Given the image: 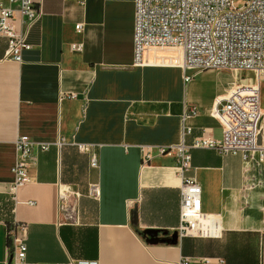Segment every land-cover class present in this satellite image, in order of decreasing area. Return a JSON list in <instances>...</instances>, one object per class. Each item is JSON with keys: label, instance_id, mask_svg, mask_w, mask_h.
I'll return each instance as SVG.
<instances>
[{"label": "crops", "instance_id": "0c3cea01", "mask_svg": "<svg viewBox=\"0 0 264 264\" xmlns=\"http://www.w3.org/2000/svg\"><path fill=\"white\" fill-rule=\"evenodd\" d=\"M35 2L37 20L24 27L15 14L11 22L29 44L19 61L4 58L0 36V264L10 253L5 232L11 221L26 246L23 262L15 264H175L180 256L188 264H264V161L256 152L242 158L188 147L184 175L200 186V210L217 217L213 236L149 245L135 232L177 226L180 178L172 154L159 148L219 139L215 110L236 76L222 69L132 66V0ZM71 43L82 47L71 50ZM183 73L191 76L187 82ZM259 104L256 141L264 148V77ZM188 106L196 113L188 114ZM183 126L189 133L181 136ZM20 135L48 147L30 150L28 182L11 190ZM78 144L95 154L96 167ZM58 185L78 193L67 208L58 207Z\"/></svg>", "mask_w": 264, "mask_h": 264}, {"label": "built area", "instance_id": "2783aa9c", "mask_svg": "<svg viewBox=\"0 0 264 264\" xmlns=\"http://www.w3.org/2000/svg\"><path fill=\"white\" fill-rule=\"evenodd\" d=\"M132 66L173 65L182 71L192 69H244L253 71L255 81L238 82L227 95L218 100L215 114L220 124V138L197 137L188 146L182 141L160 153L172 154L176 172L180 178L177 208L178 224L174 228L178 237L213 236L217 231V217L200 210V186L184 175L188 169L190 155L188 147L210 148L219 154H239L245 158L256 152L257 160L264 161V148L257 141V124L261 117L259 104V80L264 77V0H132ZM15 14L19 22L29 26L38 19L41 9L35 0H7L0 4V36L5 38L4 58L20 60V51L29 48L24 33H18L12 26ZM80 23L74 24L79 32ZM81 43H71V50H80ZM183 81L190 75L183 73ZM221 102V104H220ZM187 113H196L194 106L187 107ZM189 133L182 127L181 136ZM47 143L32 141L25 135L14 141L15 160L11 166L10 189L28 182L26 168L32 148L46 150ZM77 149L88 152V164L96 167V156L84 144ZM141 150L142 162L149 158ZM70 196L78 193L58 185L56 200L58 207L67 208ZM27 204H32L27 201ZM16 222L6 227L5 238L10 245L7 264L23 262L26 246L22 236H15ZM21 229L24 227L20 226ZM203 264H224L223 260L213 263L208 259ZM70 264H98L95 259H76ZM175 264H188L180 256Z\"/></svg>", "mask_w": 264, "mask_h": 264}, {"label": "water", "instance_id": "95a60500", "mask_svg": "<svg viewBox=\"0 0 264 264\" xmlns=\"http://www.w3.org/2000/svg\"><path fill=\"white\" fill-rule=\"evenodd\" d=\"M131 211L135 213V208H133ZM135 232L144 241V243L149 245L152 244L173 245L176 243L178 239V234L175 229L169 232L166 229L143 228V229H135Z\"/></svg>", "mask_w": 264, "mask_h": 264}, {"label": "rangeland", "instance_id": "374dc122", "mask_svg": "<svg viewBox=\"0 0 264 264\" xmlns=\"http://www.w3.org/2000/svg\"><path fill=\"white\" fill-rule=\"evenodd\" d=\"M229 72H232L236 76V82H254L255 81V73L253 71L244 70V69H222ZM250 79V80H249Z\"/></svg>", "mask_w": 264, "mask_h": 264}]
</instances>
